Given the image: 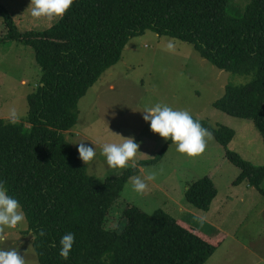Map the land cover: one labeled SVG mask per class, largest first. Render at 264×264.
Listing matches in <instances>:
<instances>
[{
    "label": "trees",
    "instance_id": "obj_1",
    "mask_svg": "<svg viewBox=\"0 0 264 264\" xmlns=\"http://www.w3.org/2000/svg\"><path fill=\"white\" fill-rule=\"evenodd\" d=\"M227 0H74L63 19L42 30H19L0 2L5 33L0 41L31 47L41 68L36 89L26 96L27 113L15 125L0 118V180L26 214V233L39 264H204L225 234L203 221L194 225L162 208L147 213L135 204L110 224V211L126 182L141 166L158 162L168 140L152 159L138 161L101 184L88 174L64 132L78 119V102L102 73L116 64L128 40L151 30L191 44L215 67L252 78L225 86L213 106L250 119L264 143V0H250L241 15H229ZM194 118V117H193ZM225 148V157L243 181L264 195V165L227 148L235 131L198 119ZM217 189L209 175L188 184L187 202L207 211ZM46 235L40 237L38 231ZM75 234L67 260L59 240Z\"/></svg>",
    "mask_w": 264,
    "mask_h": 264
},
{
    "label": "rangeland",
    "instance_id": "obj_2",
    "mask_svg": "<svg viewBox=\"0 0 264 264\" xmlns=\"http://www.w3.org/2000/svg\"><path fill=\"white\" fill-rule=\"evenodd\" d=\"M229 15H241L250 0H227ZM12 14L18 29L42 30L56 21L30 15V0H0ZM5 33L0 17V38ZM168 43L173 44L167 50ZM250 74H238L215 67L202 58L194 47L151 30L131 37L122 50L120 60L106 69L78 102L76 125L64 132L71 142L79 140L96 147L97 156L87 172L101 184L105 177L119 175L126 169L111 170L100 154L101 143L120 142L131 136L139 142L136 160L152 159L166 141L150 130L139 109L164 103L187 110L194 118L206 119L213 126L225 125L235 134L227 148L255 165H264L262 136L250 119L234 117L213 106L225 86L245 84ZM41 68L31 47L15 41H0V118L7 119L9 108L15 107L22 121L27 113L26 96L36 89ZM24 81V82H22ZM114 114V115H113ZM94 142V145H92ZM77 151V145L72 144ZM79 156V154H78ZM142 168V169H141ZM91 169V170H90ZM156 172V179L147 181L144 194L131 190L130 180L124 185L110 211V224L119 222L122 209L135 204L147 213L167 208L174 218L184 217L197 225L200 221L221 230L224 240L204 264H264V195L243 181L233 184L238 168L225 157V148L214 137L206 138L203 153L189 157L176 151L171 143L162 158L140 167ZM209 175L217 189L210 208L203 211L186 201V184ZM264 188V179L261 183ZM24 225L9 233L2 245L17 251L29 261L39 264L32 242L34 234L24 232Z\"/></svg>",
    "mask_w": 264,
    "mask_h": 264
},
{
    "label": "clouds",
    "instance_id": "obj_3",
    "mask_svg": "<svg viewBox=\"0 0 264 264\" xmlns=\"http://www.w3.org/2000/svg\"><path fill=\"white\" fill-rule=\"evenodd\" d=\"M74 0H30V15L34 18L46 17L49 21L63 19L65 12L72 6ZM167 50L173 49V44L168 43ZM144 121L149 123L150 130L158 133L166 141L171 140L176 145V151L189 157L197 156L204 152L206 138H211V132L203 127L199 120L183 109H176L164 103H156L139 109ZM114 115V114H113ZM21 119V114L15 107H11L7 113V121L15 125ZM94 145V142H92ZM69 144L77 145L79 158L91 165L96 156V147L88 146L82 141L72 140ZM139 142L131 136L123 137L120 142L101 143L100 154L104 156L107 167L111 170L136 168L138 162L136 156ZM91 170V169H90ZM156 179V172L144 169V175L133 176L130 180L131 190L137 194H144L147 181ZM27 217L20 201L9 194L6 182L0 180V264H29L25 254L17 251V246L3 247L8 239L6 230H14L26 223ZM38 235H46L44 229L38 231ZM75 243V234L68 232L59 240V255L67 260ZM35 254V253H33Z\"/></svg>",
    "mask_w": 264,
    "mask_h": 264
},
{
    "label": "crops",
    "instance_id": "obj_4",
    "mask_svg": "<svg viewBox=\"0 0 264 264\" xmlns=\"http://www.w3.org/2000/svg\"><path fill=\"white\" fill-rule=\"evenodd\" d=\"M22 82H24V81H22ZM141 169H142V168H141ZM141 169H140V171H141ZM140 171H139V172H140ZM185 186H186V188H187V184H186ZM186 188H185V189H186ZM162 209H164V210L167 212V208H162Z\"/></svg>",
    "mask_w": 264,
    "mask_h": 264
}]
</instances>
